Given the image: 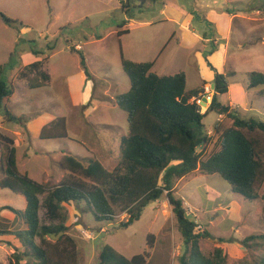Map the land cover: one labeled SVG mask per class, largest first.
<instances>
[{"label": "rangeland", "instance_id": "1", "mask_svg": "<svg viewBox=\"0 0 264 264\" xmlns=\"http://www.w3.org/2000/svg\"><path fill=\"white\" fill-rule=\"evenodd\" d=\"M176 1L197 34L207 33L213 40H220L214 49L223 51V35L230 31L225 67L218 68L214 65H219L217 60L214 64L210 61L217 72H236L229 79V94L223 95L221 102L232 100L240 107L234 109L242 118L264 122V97L257 94L258 89L248 90L246 79L247 73H264V0ZM121 2L125 4L126 0H0V79L14 89L7 108L18 118L7 120L2 107L0 133L13 139L22 175L58 185L66 175L59 163L63 154L84 163L101 161L108 171L117 166L122 156L120 139L128 133V119L116 101L131 88L122 59H156L160 64L158 74L185 72L187 90L200 85L195 51L172 42L161 54L172 33L180 35L175 22L162 23L166 19L161 14L164 2L149 0L141 6L134 0L128 13ZM231 15L237 17L229 23L226 18ZM211 16L218 21L210 20ZM125 30L129 34L119 36ZM201 48L207 58L212 55L210 45L200 42L194 49ZM83 57L90 73L85 84L80 79ZM34 63L41 64L39 69L31 66ZM43 75L48 76L47 81ZM37 83L43 86L32 88ZM208 99V105L200 107L203 113L210 106L212 93ZM63 118L69 139L75 141L41 138L44 128H52L54 121ZM223 122L225 127L233 123L227 117ZM203 123L206 131L212 132L204 152L206 158L219 150L220 135L214 131L218 115L210 112ZM15 131L21 136L17 137ZM258 137L264 143V134ZM1 168L0 158V178ZM178 191L190 203L183 201L188 215L198 225L197 231L210 235L200 243L206 255L220 248L226 264H253L264 257V184L259 189L260 199L249 201L233 194L218 174L197 171L180 182ZM25 208L24 196L0 187V264H14L12 254L23 250L14 234L25 230ZM66 208L68 234L77 243L81 264H98V255L106 245L129 259L149 252L148 264H180L184 241L166 198L151 202L140 219L127 228L121 227L128 219L124 213L118 212L113 221L96 222L91 214L82 211V205L71 203ZM40 216L43 224H49L44 211ZM7 223L12 227L5 230L2 225ZM148 235L154 236L152 249ZM251 236L253 239L245 242ZM27 261L24 257L21 263Z\"/></svg>", "mask_w": 264, "mask_h": 264}, {"label": "trees", "instance_id": "2", "mask_svg": "<svg viewBox=\"0 0 264 264\" xmlns=\"http://www.w3.org/2000/svg\"><path fill=\"white\" fill-rule=\"evenodd\" d=\"M132 1L121 2L124 12L130 11ZM138 1L143 6L149 0ZM128 33L125 30L119 32V36ZM81 62L89 78L84 57ZM40 65L34 63L31 66L39 69ZM121 66L130 79L131 88L117 98L116 105L127 113L128 133L121 137L122 156L112 171L105 169L98 160L84 163L64 154L59 163L66 175L60 183L50 186L36 182L19 172L14 141L0 133V139L4 140L0 142V187L22 195L26 200L25 230L14 234L23 250L12 254L14 264H22L24 257L28 258L26 264H81L77 243L68 234L66 207L71 203L82 205V211L91 214L96 222L113 221L118 212L124 213L128 219L121 227L127 228L140 219L151 202L163 198L172 207L183 237L184 252L179 258L180 264H226L222 249L218 248L211 255L202 251L200 243L210 235L206 231H197L196 221L187 214L184 200L176 194V185L197 171L218 174L234 194L249 201L259 200V189L264 184V143L258 134H264V122L242 118L238 110L220 101V96L229 93V79L236 75L235 71L219 73L209 65L215 72V92L209 108L203 113L198 97L204 93V88L187 92L184 72L159 76L152 72L153 62L135 63L125 59ZM47 77L43 75L45 81ZM246 79L248 90L258 89L257 94L264 97V73H247ZM42 86L37 83L32 88ZM13 94V87L0 79V109L5 107L10 121L18 119L7 108ZM193 98L197 99L192 101ZM210 112L227 117L233 123L230 127H225L223 121L216 124L214 131L220 135L219 150L205 158L210 137L203 121ZM52 124V128L42 130V139H69L64 118ZM41 211L49 224L41 222ZM147 239L152 249L154 236L148 235ZM250 239L253 237L245 242ZM148 257L149 252H146L129 259L106 245L98 255V264H148ZM253 264H264V257Z\"/></svg>", "mask_w": 264, "mask_h": 264}, {"label": "crops", "instance_id": "3", "mask_svg": "<svg viewBox=\"0 0 264 264\" xmlns=\"http://www.w3.org/2000/svg\"><path fill=\"white\" fill-rule=\"evenodd\" d=\"M164 2V8L165 10L164 11H161V14L162 15H165L166 16V19L163 22H175L178 27L180 28V35H177L176 32L172 33L171 37L169 38V40L167 41V46L163 48V51L161 52V54L165 51V49L168 47V45H170V43H176L177 42V45L182 48V49H185V50H188V51H195L194 52V56L195 58L197 59V62H198V71H199V74H200V85L195 87V89L197 88H201L203 87L204 88V93H200V97H198V101L200 102H203V98L206 96L207 98H209V94L212 93V97L214 95V90L211 89V85H213L214 83V79H215V72L211 69V67L209 65H211V62L214 64V60L216 62V60L219 62V65H216L214 64L216 67L218 66V68H224L225 67V64H226V52H227V48H228V40H229V37H230V31L227 30V32L223 35V40L226 41L224 47H223V51L220 49L218 50L217 49H214L216 48V46H219L220 45V40L217 38V39H212V37L208 36L207 33H204V36H200L199 34H197V30L193 27V23L192 21L190 20V18L188 16H184L181 12H180V6L178 5L177 1L176 0H162ZM170 1V3L168 2ZM168 2V3H166ZM258 13V12H257ZM237 16L236 15H231L229 18H226L227 21H229V23L231 21L234 20V18H236ZM218 18L216 16H211L210 17V20L212 21H218L217 20ZM129 34V33H128ZM178 36V37H177ZM122 37V36H121ZM175 42H174V41ZM261 39H259L260 41ZM205 43V44H208V47L209 45L212 47L211 48V52L210 54H212L211 56H209L208 58L206 57L205 55V50L204 48H201V49H196V45L198 43ZM213 42V44L211 45V43ZM262 44H264V41H262ZM238 46H241V43H239ZM195 48V49H194ZM203 52V53H202ZM220 54H223V56L219 57ZM211 61V62H210ZM132 62H135V63H148L149 61H139V60H134ZM150 62H153L154 63V66L152 68V72L159 75V76H166V75H160L157 73V70L158 67H159V62L158 60H152ZM212 66V65H211ZM163 67V65L161 66ZM214 68V67H213ZM84 72V71H83ZM81 73L80 74V79L82 80V83H86V80H87V76L85 75V73ZM181 73V72H180ZM185 73V72H184ZM220 73V72H219ZM179 74V73H177ZM175 74V75H177ZM170 76H174V75H170ZM187 78V76H186ZM187 81H188V78H187ZM205 82V83H204ZM187 87V85H186ZM230 89V88H229ZM194 90V89H193ZM186 91L189 92V91H192V89L190 90H187L186 88ZM229 94V93H228ZM227 94V95H228ZM225 96V95H224ZM222 97L223 96H220V101H222ZM229 96H227L228 98ZM12 98V96L9 98L8 100V104L10 102V99ZM197 98H193L192 101H195ZM209 101V99H208ZM212 101V99H211ZM224 104V102H222ZM211 104V103H210ZM226 105H230L233 109L236 108V109H239L240 107L234 103L232 100H229L227 101V104ZM224 120V116H221V115H218V122H222ZM43 125V124H41ZM39 126V125H37ZM43 128V127H42ZM209 137L212 135V132H207ZM17 137L21 136V133L18 132V131H15L14 133ZM125 136V135H124ZM68 140H71V141H75L74 139H68ZM83 143V141H81ZM120 142H121V139H120ZM85 144V143H84ZM64 155V154H63ZM61 155V157L63 156ZM101 162V161H100ZM192 175L186 177V178H189L191 177ZM184 178V180L186 179ZM183 179L180 180L177 185H176V194L182 199L184 200L185 202H187L186 204L189 205L190 203H188V199L182 195H180L179 191H178V187L180 185V182L184 181ZM232 191V190H231ZM234 194V193H233ZM208 196V195H207ZM215 199V198H214ZM167 200V199H166ZM168 201V200H167ZM211 201V200H210ZM159 202V201H157ZM214 206V202L212 204ZM218 204H216L215 208H217ZM172 208V207H171ZM188 214V213H187ZM5 225L8 226V229H10L12 227L11 224H4L2 225V227L5 228ZM12 230V229H11ZM13 232V231H12Z\"/></svg>", "mask_w": 264, "mask_h": 264}, {"label": "water", "instance_id": "4", "mask_svg": "<svg viewBox=\"0 0 264 264\" xmlns=\"http://www.w3.org/2000/svg\"><path fill=\"white\" fill-rule=\"evenodd\" d=\"M211 89L214 90L215 89V84L211 85ZM208 105V98L205 96L203 98V102H201L200 106H207Z\"/></svg>", "mask_w": 264, "mask_h": 264}, {"label": "built area", "instance_id": "5", "mask_svg": "<svg viewBox=\"0 0 264 264\" xmlns=\"http://www.w3.org/2000/svg\"><path fill=\"white\" fill-rule=\"evenodd\" d=\"M198 104H199V106H200L201 102H199ZM200 107H201V106H200Z\"/></svg>", "mask_w": 264, "mask_h": 264}, {"label": "clouds", "instance_id": "6", "mask_svg": "<svg viewBox=\"0 0 264 264\" xmlns=\"http://www.w3.org/2000/svg\"><path fill=\"white\" fill-rule=\"evenodd\" d=\"M202 110V109H201Z\"/></svg>", "mask_w": 264, "mask_h": 264}]
</instances>
